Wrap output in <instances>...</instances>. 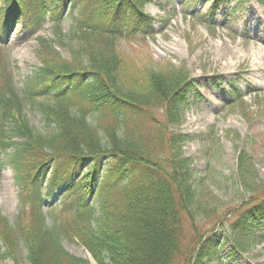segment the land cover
I'll return each mask as SVG.
<instances>
[{
    "label": "trees",
    "instance_id": "trees-1",
    "mask_svg": "<svg viewBox=\"0 0 264 264\" xmlns=\"http://www.w3.org/2000/svg\"><path fill=\"white\" fill-rule=\"evenodd\" d=\"M150 1L0 0L2 33L20 21L28 39L51 23L61 38L59 23L69 10L80 41L67 60L56 42L40 38L41 66L19 89L0 52V172L11 168L20 210L13 225L0 211V264H24L23 253L28 264H90L63 243L83 247L95 264H226L264 243V194L239 179L233 184L252 199L221 231L185 245L184 219L211 220L219 211L204 181L192 180V160L181 156L188 136L167 135L168 125L180 124L195 79L184 66L167 64L140 81V71L117 51L128 34L154 33L155 19L144 10ZM223 1L212 0L211 17ZM231 88L241 99L240 88ZM47 98L52 104H40L45 123L38 130L24 103ZM167 145L175 158L166 156ZM246 160L240 151V171ZM58 194L46 225L42 203Z\"/></svg>",
    "mask_w": 264,
    "mask_h": 264
},
{
    "label": "rangeland",
    "instance_id": "rangeland-1",
    "mask_svg": "<svg viewBox=\"0 0 264 264\" xmlns=\"http://www.w3.org/2000/svg\"><path fill=\"white\" fill-rule=\"evenodd\" d=\"M212 3V0H151L145 12L155 18L153 36L144 37L138 32L117 41V51L128 58V68L140 71L137 77L140 81L150 73L161 72L167 64L184 66L190 78L195 79L189 107L178 126L168 125L167 135L188 136L181 156L192 160V180L204 181L208 193L211 191V203L219 211L211 220L184 219V242L188 248H192L195 240L221 231L252 199V193L244 192L243 187L235 186L233 181L243 179L258 190L255 193L264 194V57L261 56L264 55V0H224L211 17L208 11ZM69 16L67 10L59 23L61 38L57 37L56 26L51 23L41 26L38 33L28 39L20 21L6 33L0 31V52L13 67L18 89L22 81L41 66L40 38L56 42V51L67 60L80 46V41L72 34L74 20ZM207 23L215 27L209 28ZM232 83L240 88L242 100L230 96ZM45 103L52 104L50 98L24 103L30 125L38 130L44 127L45 118L39 106ZM104 127L105 124L98 126L103 142L106 141ZM165 148L166 156L176 157L172 145ZM240 151L247 156L241 171L237 164ZM17 193L11 168L4 165L0 172V210L10 225L15 224L20 215ZM59 196L42 203L41 213H48L46 225L53 223L49 216L52 211L48 209L58 206ZM94 206L97 208V204ZM23 217L24 221L28 218ZM257 235L262 237L263 231ZM63 244L70 255L95 264L83 247ZM226 251L232 253L230 248ZM23 260L28 264L24 253ZM182 262L185 260L180 259L175 264ZM226 262L264 264V244L259 242L252 251L237 254L235 260Z\"/></svg>",
    "mask_w": 264,
    "mask_h": 264
},
{
    "label": "bare ground",
    "instance_id": "bare-ground-1",
    "mask_svg": "<svg viewBox=\"0 0 264 264\" xmlns=\"http://www.w3.org/2000/svg\"><path fill=\"white\" fill-rule=\"evenodd\" d=\"M262 57H264V55H261ZM189 122V121H188ZM202 130V129H201Z\"/></svg>",
    "mask_w": 264,
    "mask_h": 264
}]
</instances>
